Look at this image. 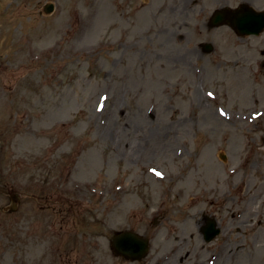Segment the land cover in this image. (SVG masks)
Instances as JSON below:
<instances>
[{
  "label": "rangeland",
  "instance_id": "374dc122",
  "mask_svg": "<svg viewBox=\"0 0 264 264\" xmlns=\"http://www.w3.org/2000/svg\"><path fill=\"white\" fill-rule=\"evenodd\" d=\"M242 4L264 10L0 0V264H264V30L210 21ZM182 182L215 186L187 223ZM209 219L221 232L206 241ZM121 230L150 239L148 255L117 256Z\"/></svg>",
  "mask_w": 264,
  "mask_h": 264
},
{
  "label": "water",
  "instance_id": "95a60500",
  "mask_svg": "<svg viewBox=\"0 0 264 264\" xmlns=\"http://www.w3.org/2000/svg\"><path fill=\"white\" fill-rule=\"evenodd\" d=\"M47 12L53 10V5H47ZM230 23L231 26L241 34H259L264 29V11H258L254 7L243 4L235 10L221 9L217 10L211 18L213 26L221 23ZM206 50H211L212 45L206 44ZM12 205L7 209L16 210L19 199L16 194H11ZM220 228L214 220H210L204 228V234L207 241L212 240ZM111 246L115 253L121 254L130 259H140L144 257L149 250V240L132 231L117 232L111 241Z\"/></svg>",
  "mask_w": 264,
  "mask_h": 264
},
{
  "label": "bare ground",
  "instance_id": "6f19581e",
  "mask_svg": "<svg viewBox=\"0 0 264 264\" xmlns=\"http://www.w3.org/2000/svg\"><path fill=\"white\" fill-rule=\"evenodd\" d=\"M261 96H262V100H264V91L261 92ZM261 164L264 165V158L261 160ZM218 164L216 161H213V162H210L209 166L210 168L208 167L207 168V179H208V182L210 183V180L212 182H216L219 180V178L214 174L213 172V169L214 167H216ZM236 168H232L231 169V172L232 173H236ZM227 182H231L228 178H227ZM222 183H225V180L222 181ZM243 182L240 180V181H232L231 183V187L232 189H234L235 191L238 190L240 191V195H246L247 194V188L243 187ZM181 191H182V194H181V199L183 201V203L185 205H183V208H185L181 214H182V220L187 223V222H192L193 219H195L197 217V214L196 213H193L196 208L198 206H202L204 204V202L206 201H210L212 203H216V198L214 196V192H213V188L215 187L214 185L210 184V187L208 188H205L203 193H191L190 189L188 188V186L185 184V182H182L181 183ZM226 192L225 190L221 192V196L224 195V197L226 196ZM224 197L222 198V200H224ZM251 201V199H249V202ZM186 207H189L190 211L188 213V208ZM245 213L250 216L252 215V211H249V209H246L245 210ZM185 233V231H184ZM177 256V254H176ZM180 257H183L182 255Z\"/></svg>",
  "mask_w": 264,
  "mask_h": 264
},
{
  "label": "snow or ice",
  "instance_id": "6c2138e0",
  "mask_svg": "<svg viewBox=\"0 0 264 264\" xmlns=\"http://www.w3.org/2000/svg\"><path fill=\"white\" fill-rule=\"evenodd\" d=\"M157 174H159V173H157Z\"/></svg>",
  "mask_w": 264,
  "mask_h": 264
}]
</instances>
